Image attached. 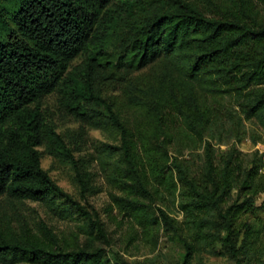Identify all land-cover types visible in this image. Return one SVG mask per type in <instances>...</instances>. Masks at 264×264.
Returning a JSON list of instances; mask_svg holds the SVG:
<instances>
[{
  "label": "trees",
  "instance_id": "1",
  "mask_svg": "<svg viewBox=\"0 0 264 264\" xmlns=\"http://www.w3.org/2000/svg\"><path fill=\"white\" fill-rule=\"evenodd\" d=\"M0 23V208L16 222L0 217V264H130L94 244L109 245L103 222L41 167L45 154L90 191L87 161L76 157L86 129L119 140L97 152L112 166L113 203L131 229L179 236L164 205L171 199L201 246L264 264V247L245 241L252 226L236 225L264 212V153L236 147L245 121L264 130V0H0ZM113 84H126L142 130L106 95ZM66 121L77 129L59 131ZM213 142L228 146L217 152ZM185 149L201 150V164L179 159ZM25 203L78 215L89 239L61 243L43 220L31 228L17 210ZM183 243L179 264H188L194 249Z\"/></svg>",
  "mask_w": 264,
  "mask_h": 264
},
{
  "label": "rangeland",
  "instance_id": "2",
  "mask_svg": "<svg viewBox=\"0 0 264 264\" xmlns=\"http://www.w3.org/2000/svg\"><path fill=\"white\" fill-rule=\"evenodd\" d=\"M4 7L10 9L12 5L4 2ZM4 26L3 23H0V41L6 38L7 32L2 28ZM151 73L152 71L147 70L140 77L146 79ZM126 89V84H113L108 87L106 95L115 102L119 115L132 131L142 130L143 119L139 118L140 111L127 104ZM138 123H141V126H138ZM244 127L245 135L241 142L236 144L238 150L244 154H250L256 149L262 150L261 147L264 146V130L253 121H245ZM67 129L76 130L77 125L66 121L62 124L59 131ZM82 140V152L76 154V157L79 159L80 164H84L83 162L87 161V163L85 162L84 171L86 170L89 175L88 184L90 185V191L84 194L80 193L74 173L70 167L45 154L42 156L41 167L69 196L76 200L86 211L103 222L105 230L108 233L109 245H102L101 242L94 241L96 246H103L107 249L109 255L116 253L130 264H179L185 252L183 243L185 242L186 244H190L192 249H194L188 260V264H235L221 255L212 253L210 248L199 244L196 235L184 228V224L182 223L183 216L177 208V202L174 201L173 203L171 199H167L164 205L168 206L169 216L177 223L179 236L170 234L169 232L166 233L163 230H154L153 234L146 235L142 233V230L138 229L137 225L131 229V222L123 213H119L113 203L112 197L117 195L118 191L110 178L112 166H108L104 156L97 152L100 151V148L97 147L102 143L118 145L119 140L117 136L109 132L86 129ZM254 140L257 141L256 146H254ZM232 142L234 141L232 140L230 143L232 144ZM139 144H137V149L140 148ZM213 144L217 152L225 150L228 146V144L220 145L216 142H213ZM188 149L181 151V156H178V158L194 161L195 165L201 164L202 151ZM176 152L171 151L170 154L176 155ZM262 173H264V162ZM234 196L235 192L232 193V198ZM262 197V195L259 196L260 199ZM260 201L258 200V203ZM11 210L5 206L0 208V217L6 215L9 217L11 223H16ZM17 210L28 221L31 228H34L39 221H45L54 233L58 235L61 243H68L72 246L84 245L86 240L89 239L83 229L84 222L78 215L65 218L33 203L18 205ZM263 220L264 212L257 211L256 214H241L236 221L238 229L241 228V223L243 222H247L252 226L251 239L249 240H245L243 231L240 230V240H245L252 249L264 247V227L260 223ZM259 226H261V232H257Z\"/></svg>",
  "mask_w": 264,
  "mask_h": 264
},
{
  "label": "built area",
  "instance_id": "3",
  "mask_svg": "<svg viewBox=\"0 0 264 264\" xmlns=\"http://www.w3.org/2000/svg\"><path fill=\"white\" fill-rule=\"evenodd\" d=\"M260 148V147H259ZM262 150L258 149L260 153H264V146L261 147Z\"/></svg>",
  "mask_w": 264,
  "mask_h": 264
}]
</instances>
